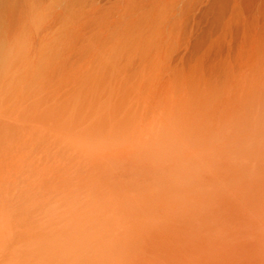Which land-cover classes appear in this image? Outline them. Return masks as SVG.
<instances>
[{"label": "bare ground", "instance_id": "obj_1", "mask_svg": "<svg viewBox=\"0 0 264 264\" xmlns=\"http://www.w3.org/2000/svg\"><path fill=\"white\" fill-rule=\"evenodd\" d=\"M89 6L98 13L109 10L115 14L117 10L131 9L132 17L136 15L135 21L143 31L138 36L153 38V30H142L148 23V16L141 13L138 16L139 11L148 10L157 26L165 23L159 34L180 33L189 43L192 42L189 47L193 48L191 53L200 55L202 52L199 66L207 70L209 79L219 81L221 85L226 84L222 78L226 63L219 58L231 55L233 62L232 56L246 59L250 55H264V0H0V11L14 22L34 21V11L40 7ZM88 20L84 28L93 22L91 18ZM119 32L110 31L114 36ZM125 34L128 35H122ZM122 35L119 34L120 37ZM87 37L85 47H81L83 54L84 50L90 52L93 47L88 41L90 37ZM81 40L83 38L79 42ZM11 48L9 44L0 48V69L3 66L11 71L16 65L19 54ZM126 51L121 49L120 53L123 52L125 56ZM127 55L125 58L122 55L120 58L112 57L110 61L93 59L95 68L105 72V75H111L112 79L103 77L100 82L99 76L85 75L79 85L81 91L74 89L78 86L71 87L74 90L70 92L59 91L37 100L31 99L29 93V97L25 98L29 104L24 111L5 109L1 106L3 100L0 94V142L3 146L12 147L16 140L22 146L30 140L36 146H42L41 140L46 138L47 146L54 150L57 147L56 155L61 159V156L74 150L76 154L77 150L79 152L84 145L92 144L95 140L119 144L125 141L126 146L116 147L113 153L103 149L102 154L93 151V157L89 154L87 160L79 159L75 163L74 173L86 179L91 161H98L96 165L103 166L106 172L112 169V160H119L123 163L116 166H119L118 169L123 166L124 169L118 173L126 174V179L120 181H137V96L133 90H137V84L123 72L124 67L136 64L137 54L136 58L130 57L132 54ZM260 62L253 58L246 74L233 79L229 90V105L235 118L232 122L222 120L224 112L216 108L215 100L212 101L215 93L194 90L188 102L187 115L168 111V123L173 128L154 134L149 139L146 147L149 159L155 163L156 156L161 162L170 161L167 168L158 165L161 170L159 167V171L155 169L156 181H171V187L178 191L173 198V206L184 211L177 213L174 210L177 220H168L167 225L164 221L162 227H158L159 235L149 243L154 249L153 253L138 251L137 223L125 221L117 212L107 209L101 211L99 216L86 215L82 218L73 211H61L56 206L47 212L37 206L32 209L28 196L16 192L23 191L19 186V189L16 187V191L11 190L8 194L0 192V209L5 212L0 219V264H264V61L262 64ZM54 75L56 79L57 75ZM28 82L19 83L25 94L31 89ZM76 82H80L79 79ZM15 83L18 82L10 80L12 86ZM66 83L62 86L65 84L70 88V84ZM246 83L249 88L241 95L238 88L246 87ZM73 96L75 100L70 101L69 98ZM121 96L125 99L122 98L123 102L119 100ZM46 104V111L39 109ZM31 113L34 114L32 116L38 115L43 122L38 121L46 123L53 134L38 135L36 130L40 129H36L34 124L32 128L29 124L28 114ZM197 115L206 121L197 122ZM73 125L81 128L83 136L77 131L78 134L73 133L75 138L71 135ZM45 127L43 129H47ZM126 160L132 167H124ZM142 162L145 163L144 160ZM52 163L53 172L56 170L57 174L67 172L66 167L70 164L62 162L56 168L57 159ZM3 165L6 166V163L2 162ZM153 165L150 167L153 168ZM165 170L168 175L163 174ZM18 181L25 185L24 180ZM129 192L136 195L137 185L131 184ZM192 209L203 212L195 226L186 225L184 221L187 217L194 218L187 212Z\"/></svg>", "mask_w": 264, "mask_h": 264}, {"label": "rangeland", "instance_id": "obj_2", "mask_svg": "<svg viewBox=\"0 0 264 264\" xmlns=\"http://www.w3.org/2000/svg\"><path fill=\"white\" fill-rule=\"evenodd\" d=\"M93 12L95 14H93ZM114 12L115 14L108 10L104 13H98L91 6L71 8L40 7L34 11V21L26 22L16 20L14 22L6 17L4 12L2 13L0 11V48L2 49L9 44V48L12 47V51L19 54L16 56V65L11 71L5 70L3 66L0 69V94L4 101V103L2 101L1 106H4L5 109H12L14 111L16 110V112H20L26 110V107H28L29 103L26 102L25 98L27 99L29 97V93L31 94V99L37 100L44 95H51L59 91H62V93L67 91L70 92V90L72 91L74 89L76 91H81L79 85L83 82L85 75L92 77L99 76L100 78H97L100 82H102L101 78L103 79V77H105V79H107V77L108 79H112L111 75L108 76V74H106V76L105 72H102L97 67L95 68L93 59L100 58L102 61H110L112 57L115 59L116 57L120 58L122 55V58H125L129 56L127 55L128 53L130 55L132 54L130 57H135L137 54V59H135L136 64L133 67H124L123 70L124 73L128 74L131 79H133L135 85L137 84V87L132 84L130 85L137 89L135 90L133 88L137 96V122L135 124V126H137L135 128H137L138 138L137 181H120L126 179V174L124 176L125 172L118 173L124 169L123 166L122 169H118L119 166H116L118 163H123L119 160H112V169L106 172L103 166L96 165L99 163L98 161H91L89 165L91 167L89 168L86 179H82V177H78L77 174L74 173L76 171L75 163L78 162L79 159L85 161L86 158L88 159L89 154L92 156L93 151H97V154H102L103 149L104 151L113 153L116 151V147L126 146L125 141L119 144L117 142L115 143V141L103 142L102 140H95L92 144L84 145L83 149L79 152L77 150L76 154L74 150L67 155L61 156L60 159V156L56 155L57 147L56 150L51 149L50 146L46 144V138L43 139L42 135H40L43 139L41 140L43 147L41 144L36 146L30 140L23 146L19 144V140H16L14 143L15 145H12V147L3 146L2 142H0V192L2 191L4 194H8L11 190L16 191V187L19 189V186H21L23 191L20 190V192L17 190L16 192L25 194L26 197L28 196L27 199L29 198L28 201L30 200L32 209L42 207L45 212L51 210L53 206L57 208L60 207L61 211H73L76 216L82 218L86 215L94 217L99 216L101 211L107 209L117 212L125 221L130 222L131 220L137 223V240H139L140 243L138 251L141 250L145 252L148 250L147 252L150 253L152 251L151 253H153L154 249L149 243L159 235V231L157 230L158 227H162L164 221L166 225L168 220L176 221L177 213L184 211L173 206V198L177 195L178 191L171 187V181H156L157 178L154 174L161 170V168H167L170 161L167 160L165 163V161L162 160L163 162H161L159 159H156L155 155V163L149 159L150 157L146 148L149 139L153 137L154 134L162 133L164 130L173 128L170 123H168V111H178L184 116L187 115L188 102L191 100L194 90L209 94L210 92L215 93V97L212 101L215 100L214 105L216 108L218 107L224 112L225 116L222 117V120L232 122L235 118L233 116L234 111H232L233 109L229 105V90L233 85V79H235L236 76L246 74L247 66L251 64L253 58L257 61L261 60L260 64H262L264 55H250L246 56V59L232 56V60L235 61V64L233 63L234 61H231V55L219 58L221 62L224 64L226 63L224 65V75L222 77L226 84H223V86L219 84V81L214 82L209 79L207 70L199 66V58L202 52L200 55L191 53L192 47H189L192 42L189 43L187 38L181 36L182 34L180 33L175 34L176 32L173 34H159L165 27V23L161 26H157L148 10L139 11L138 16L140 13L148 16V23L143 26L142 30H153L155 32L153 38L138 36L142 35L143 31H140L141 27H139L137 24L138 22L135 21L136 15L132 17L133 12L131 9H122L119 12L118 10ZM90 18L91 20L93 19L92 21L94 23L92 22L93 26L92 24L86 26V30L84 25L87 21H90L88 20ZM130 20L134 21L131 22ZM154 25H156L157 28ZM109 26H112L110 30H108ZM114 30H116V32L121 31L119 32L120 35L123 33H128V35L125 34L126 37L123 35L120 37L119 34L115 33L116 36H114L110 33V31ZM9 32H11L10 35L12 36L9 35ZM86 37H90L88 41L92 43L93 47L90 52L88 50L85 52L84 50V54L87 53L84 56L81 47H85V42L87 41V39H85ZM129 37H131V39L132 37L134 38L131 40ZM81 38H83V40L79 42ZM137 38L139 39L137 40ZM145 38H147L146 41L144 40ZM154 38L157 39L154 40ZM151 39L154 41H150ZM133 40L136 43L135 46L133 45L135 44ZM8 41L9 43L7 44ZM128 44H131L133 47L130 48ZM14 47H17L18 51H16L17 49H14ZM186 48L189 49L186 51ZM121 49H127L128 53L123 56V52L120 53ZM74 51L76 53H74ZM129 51H131V53ZM81 56L82 58H80ZM217 60L215 59L216 62H218ZM67 61L69 62L67 63ZM238 62L240 65H237ZM235 68L238 70H235ZM54 73L57 75L56 79ZM52 75L54 78H51L53 77ZM57 78L59 79L58 81ZM12 79L18 82L15 83L16 85L14 86L10 84V80ZM52 79L55 80L53 81ZM78 79L80 82L77 83L76 81H78ZM21 81H29L31 92L29 91L27 94L22 92L19 84ZM65 82L70 84V88L65 86V84L62 86ZM247 86L246 83V87L238 88V93L242 95V92L249 88ZM71 87L77 88L71 89ZM241 95L240 97H242ZM122 98L124 99V97L121 96L119 100L123 102L125 99L123 100ZM69 99L70 101H74L75 97L73 96ZM49 104H51V101ZM46 107L47 104L40 106L39 109H45L46 111ZM32 115L34 114H28V117L32 119L30 120L27 117L30 121V123L29 121L28 123L31 124L32 128L34 124L36 129L37 127L40 129L41 132L36 130L38 135L41 133L53 134V131L45 125L46 123L43 124L40 122H43V120L41 118L38 119V115ZM35 117L37 121L40 120L38 121L40 124L33 120ZM196 121L205 122L206 120L197 115ZM73 126V129L70 126L71 130H73L71 131V135L74 136V138L76 135L73 133H79V135L81 134L80 136H83L81 128L77 125ZM44 127L47 129H43ZM23 138L25 139V137ZM122 143H124V145H122ZM113 149L115 150L113 151ZM69 157L73 158L69 159ZM56 159L58 161L56 168L57 165H61L62 162L70 163L66 167L67 172H60L59 174H57L56 170L53 172L54 167L52 166V162ZM143 160L145 163L142 162ZM2 162L6 163V166H1ZM124 162H127L124 163L125 168L132 167L131 163L129 162V164L127 160ZM162 163L163 166H161ZM152 165L153 168L155 167L154 170L150 167ZM158 167L159 170H157ZM154 171L155 173H153ZM163 174L168 175L166 170ZM20 179L22 181L24 180L23 184L27 187L21 185L22 182L18 181ZM162 182H166L167 184H162ZM13 183L15 184L13 185ZM133 183L137 185L136 195L129 192L130 186ZM4 184L8 186L9 190H7L8 188H4L6 187ZM174 210L177 211V213ZM39 211H41V209L37 212L39 213ZM187 212L194 215V218L193 216L191 218H185L184 221L187 223L186 225H198V217H201L203 212L200 209H192V211L187 210ZM4 216L5 212L0 209V219ZM205 225L208 224L206 223ZM175 226H177V223H175Z\"/></svg>", "mask_w": 264, "mask_h": 264}]
</instances>
